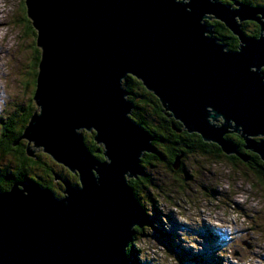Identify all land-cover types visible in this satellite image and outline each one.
<instances>
[{
    "label": "water",
    "instance_id": "1",
    "mask_svg": "<svg viewBox=\"0 0 264 264\" xmlns=\"http://www.w3.org/2000/svg\"><path fill=\"white\" fill-rule=\"evenodd\" d=\"M41 59L31 116L18 140L43 147L78 174L64 197L33 182L0 189V264H132L128 248L144 218L131 178L144 174L151 137L132 117L128 75L156 95L188 133L227 155L264 161V7L217 0H25ZM240 40L228 49L207 20ZM261 25L247 36L241 21ZM93 132L105 160L84 141ZM179 132L182 129H178ZM58 177V175H55ZM59 178V177H58Z\"/></svg>",
    "mask_w": 264,
    "mask_h": 264
},
{
    "label": "rangeland",
    "instance_id": "2",
    "mask_svg": "<svg viewBox=\"0 0 264 264\" xmlns=\"http://www.w3.org/2000/svg\"><path fill=\"white\" fill-rule=\"evenodd\" d=\"M30 22L25 0H0V140L4 126L39 110L33 83L37 30ZM39 154L56 173H64L42 146L35 149ZM180 154L179 161L185 152ZM12 159L0 151V172L13 170ZM183 162V171L160 159L145 164L148 182L137 186V193L149 221L134 231L138 262L194 264L187 258L201 255L203 264H264V177L223 155L188 154ZM53 188L64 195L58 183Z\"/></svg>",
    "mask_w": 264,
    "mask_h": 264
},
{
    "label": "trees",
    "instance_id": "3",
    "mask_svg": "<svg viewBox=\"0 0 264 264\" xmlns=\"http://www.w3.org/2000/svg\"><path fill=\"white\" fill-rule=\"evenodd\" d=\"M249 1V0H248ZM251 4L263 5L264 0H258L251 2ZM28 14V13H27ZM31 20V19H30ZM32 21L30 22V24ZM210 26H213L214 31H216V35L219 39L228 45V49H236L238 45V39L233 36V34L225 27V25L218 21H207ZM33 28V25L30 26ZM36 34V33H35ZM37 45V44H36ZM34 62L35 69H39V62L41 59V50L38 47H34ZM37 74L38 70H34V79L33 83L37 87ZM123 86L129 91L128 98L133 102L134 107L132 110L133 119L138 122L143 129L154 138V143L160 145H170V150L167 151L162 147L155 151V154L162 157V152L169 153V166L170 169H173L172 164L176 160L178 155L183 151L185 152V157L187 158L188 154H193L195 152H199L201 155L214 154L217 157H221V155L226 156L221 148L213 143V142H205L201 135L197 133H188L186 130H183V125L176 121L172 116H170L169 112L165 111V108L161 104L159 98L154 95L152 92L148 91L146 87L142 84V82L137 79L133 75H128L127 78L123 81ZM35 87V91H36ZM35 94V93H34ZM28 110H26L27 112ZM34 114V113H33ZM32 114V115H33ZM31 113L21 117L18 122H14L13 125H6L2 129L1 140H0V151L6 154H10L12 159L13 170L10 171L9 168H5L0 172V188L2 190H8L10 187L16 182H35L42 187H53L52 180L55 177V170L41 157L43 155H36L35 157L28 155L27 153V145L28 140H18L20 136L23 134L25 127L28 125V122L31 118ZM178 129H182L181 132ZM91 137V136H90ZM230 141H233L235 144L241 145V149L245 151L243 147L244 140L237 133H231L226 136ZM84 141L89 145L93 155L97 159H102L103 155L101 150L102 146L98 145L94 141V133L92 134L91 139L86 132H84ZM196 148V149H194ZM164 150V151H163ZM252 156H255L254 164L262 163V170L253 168L257 174L262 178L264 177V162L261 161L260 157L256 153H251ZM46 156V155H45ZM47 157H51L47 155ZM158 158V157H156ZM156 158H153V155L149 153H145L142 158V164L151 163L152 160L155 161ZM148 160V162H147ZM162 160V159H160ZM52 163H56L51 157ZM63 167V165H62ZM259 167V166H258ZM36 168H43L40 173H36ZM66 168V167H65ZM30 174V175H29ZM33 176V177H32ZM144 183L148 182V178L145 175V178H141ZM138 179H130L129 183L132 186L134 193L137 199H140V195L137 193V184ZM141 184V183H140ZM139 184V185H140ZM54 189V188H53ZM58 194V193H57ZM140 202V200H139ZM141 204V203H140ZM143 208V207H142ZM148 217L144 211V218L140 225L136 227L139 231L144 226L145 223H148ZM161 232V231H160ZM162 233V232H161ZM139 241L138 234H134L133 241L131 242L128 248V257L132 264H140L136 258V249L135 245ZM187 257H184L186 259ZM193 260L194 264H203L201 261L205 262L202 259L201 255H197L196 257L187 258Z\"/></svg>",
    "mask_w": 264,
    "mask_h": 264
},
{
    "label": "flooded vegetation",
    "instance_id": "4",
    "mask_svg": "<svg viewBox=\"0 0 264 264\" xmlns=\"http://www.w3.org/2000/svg\"><path fill=\"white\" fill-rule=\"evenodd\" d=\"M249 1H255L256 3L258 2V0H249ZM249 1L248 0H217V2H219V3H221V4H225V5H227V6H230L233 10H236V9H238L239 8V4L240 3H242V4H247V5H250V6H253V7H259V8H263L264 6L263 5H257V4H251V3H249ZM208 21H215V20H208ZM219 21V20H218ZM241 23H242V29H243V31H244V33L247 35V36H255V37H259V35H260V32H261V25L260 24H255L252 20H244V21H241ZM250 23H254L255 24V26H254V28L249 32L248 30H247V27H249V24ZM225 25V24H224ZM212 27V29H213V31H214V28H213V26H211ZM225 27L233 34V36H235L237 39H238V45H237V48H238V46L240 45V40H239V38L225 25ZM215 33H216V31H214ZM227 45V44H226ZM227 47H228V45H227ZM236 48V49H237ZM236 49H232V50H236ZM263 71H264V69H263ZM93 133V132H92ZM92 133L90 134V133H86V135H88L89 136V138L91 139V137H92ZM91 136V137H90ZM95 141V140H94ZM86 143V142H85ZM152 143H153V145H154V147H155V150H156V152H157V149L159 148V147H162L164 150H165V148L167 149V151H169L170 150V145H167L168 143H166V145H160V144H157V143H154V138H153V140H152ZM86 145H87V143H86ZM237 145V148H238V151L239 152H241L242 154H244V155H246L247 157H248V160H244L243 158H241V157H239L238 155H227V154H225L224 152V154L226 155V156H228V157H226V158H234V159H238V160H241L242 162H244V163H246V164H248V165H250L252 168H257V169H261L262 170V163H256V164H254L255 162H254V160H255V156H252V154L251 153H254V152H252V151H250V150H247L246 148H245V141H244V143H243V147H244V149H245V151H243L242 149H241V145H239V144H236ZM88 146V148H89V150L91 151V149H90V147H89V145H87ZM194 149H196V148H194ZM163 150V151H164ZM92 152V151H91ZM101 153H102V155H103V149L101 150ZM197 152H195V153H193V154H196ZM199 153V152H198ZM149 154H151V155H153V158H156V157H158V158H156V159H162V161H163V163H164V161H166L167 162V164H168V167L170 168V166H169V161H168V159H169V153L167 152V154L165 153V152H162V157L161 156H158L157 154H155V152L154 153H149ZM200 154V153H199ZM201 155V154H200ZM181 156L180 155H178L177 156V158H176V160L174 161V163L172 164V166H173V169H171V170H176V171H183V168L181 167L182 166V163H184L183 161H184V159L186 158L185 157V154L184 155H182V158H181V160L179 161V158H180ZM188 157V156H187ZM260 157V156H259ZM104 158V157H103ZM100 159V160H104V159ZM183 159V160H182ZM260 159H261V157H260ZM178 161V162H177ZM261 161L262 162H264L262 159H261ZM147 162H148V160H147ZM181 163V164H180ZM145 164L146 163H144V165L142 164V166H143V169H145ZM57 166H61L62 167V165H60V164H57ZM259 166V167H258ZM62 169H63V171H64V173L63 172H59V173H56L55 172V175H58V177H54V179L52 180V184L53 185H55V184H57L58 183V185H60L61 187H62V189L61 188H59L60 189V191L63 193V191H64V189H65V187H66V183H68V184H71V185H77V184H79V179H78V174L77 173H72L71 171H69L67 168H65L64 166L62 167ZM259 175V174H258ZM141 178H145V175L143 174L142 176H140V177H138V178H134V179H138V180H141V181H138V186H139V184L141 183V184H143L144 182L142 181V179ZM261 178V177H260ZM263 178V177H262ZM48 188V187H47ZM53 192H54V194L56 195V196H58V197H60L59 195H57L56 193H55V190L53 189V187H51L50 188ZM59 194V193H58ZM64 194V193H63ZM62 197H64V195H61V198Z\"/></svg>",
    "mask_w": 264,
    "mask_h": 264
},
{
    "label": "bare ground",
    "instance_id": "5",
    "mask_svg": "<svg viewBox=\"0 0 264 264\" xmlns=\"http://www.w3.org/2000/svg\"><path fill=\"white\" fill-rule=\"evenodd\" d=\"M212 20H217V19H215V18H213ZM2 73V72H1ZM8 73V72H7ZM144 210V209H143Z\"/></svg>",
    "mask_w": 264,
    "mask_h": 264
}]
</instances>
